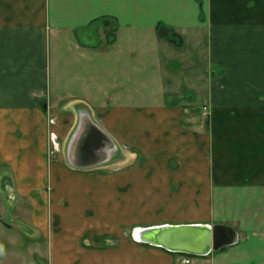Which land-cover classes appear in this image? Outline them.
<instances>
[{
  "label": "crops",
  "instance_id": "crops-1",
  "mask_svg": "<svg viewBox=\"0 0 264 264\" xmlns=\"http://www.w3.org/2000/svg\"><path fill=\"white\" fill-rule=\"evenodd\" d=\"M144 173L237 231L194 264H264V0H0V264H138L101 237Z\"/></svg>",
  "mask_w": 264,
  "mask_h": 264
},
{
  "label": "rangeland",
  "instance_id": "rangeland-1",
  "mask_svg": "<svg viewBox=\"0 0 264 264\" xmlns=\"http://www.w3.org/2000/svg\"><path fill=\"white\" fill-rule=\"evenodd\" d=\"M204 130L208 131L207 117L204 119ZM130 158L118 157L109 160L103 169L107 176L126 170L131 166L145 165V159L137 157L128 162ZM138 188H120L107 190V196L116 195L118 204H107V230L101 237V243L107 248H118L124 259H137L138 264H194L197 257L206 255H193L180 252H166L162 248L146 246L137 242L135 233L142 226H150L165 220L181 221L182 215L169 211L170 198L178 194V187L171 183L170 188L147 189L143 181L146 175L141 174ZM144 186V187H143ZM177 193V194H176ZM114 199H112L113 201ZM121 215V217H119ZM137 247V249H136Z\"/></svg>",
  "mask_w": 264,
  "mask_h": 264
},
{
  "label": "water",
  "instance_id": "water-1",
  "mask_svg": "<svg viewBox=\"0 0 264 264\" xmlns=\"http://www.w3.org/2000/svg\"><path fill=\"white\" fill-rule=\"evenodd\" d=\"M155 231V230H154ZM156 242L135 233L136 240L158 246L172 252L208 255L238 241V233L232 226L217 223L211 227L200 224L164 225L154 232Z\"/></svg>",
  "mask_w": 264,
  "mask_h": 264
},
{
  "label": "bare ground",
  "instance_id": "bare-ground-1",
  "mask_svg": "<svg viewBox=\"0 0 264 264\" xmlns=\"http://www.w3.org/2000/svg\"><path fill=\"white\" fill-rule=\"evenodd\" d=\"M188 224H200L202 226L211 227L210 224L207 223H188ZM164 225H180V224H170V223H163V224H154L150 226H142L136 230V232L139 234H142L145 238L148 240H151L153 242H156V237L154 232L162 228ZM155 230V231H154Z\"/></svg>",
  "mask_w": 264,
  "mask_h": 264
},
{
  "label": "built area",
  "instance_id": "built-area-1",
  "mask_svg": "<svg viewBox=\"0 0 264 264\" xmlns=\"http://www.w3.org/2000/svg\"><path fill=\"white\" fill-rule=\"evenodd\" d=\"M50 124H55V118L52 117L50 118ZM58 135L55 131H52L51 134H50V141L52 143V147L54 150H59L60 148V144L58 142Z\"/></svg>",
  "mask_w": 264,
  "mask_h": 264
}]
</instances>
